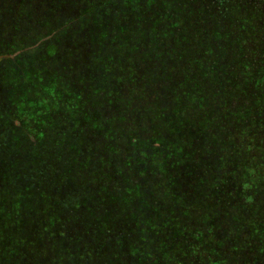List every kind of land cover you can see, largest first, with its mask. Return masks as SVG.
<instances>
[{
  "label": "trees",
  "instance_id": "16d2710c",
  "mask_svg": "<svg viewBox=\"0 0 264 264\" xmlns=\"http://www.w3.org/2000/svg\"><path fill=\"white\" fill-rule=\"evenodd\" d=\"M0 56V264H264V0H0Z\"/></svg>",
  "mask_w": 264,
  "mask_h": 264
},
{
  "label": "rangeland",
  "instance_id": "374dc122",
  "mask_svg": "<svg viewBox=\"0 0 264 264\" xmlns=\"http://www.w3.org/2000/svg\"><path fill=\"white\" fill-rule=\"evenodd\" d=\"M5 58H6L5 56H0L1 61L4 60ZM12 58H13V56H12ZM0 69H2V68L0 67ZM12 69L13 68L11 67V68H8L6 70L9 75L10 74L12 75V73H13ZM4 88L3 89L1 88L2 90H0V106H2L3 111H5L7 109L10 110L12 102L10 103L8 101H10L13 98V95H11V93H10L12 86L6 85V86H4ZM12 119H13V113H12L11 120Z\"/></svg>",
  "mask_w": 264,
  "mask_h": 264
}]
</instances>
